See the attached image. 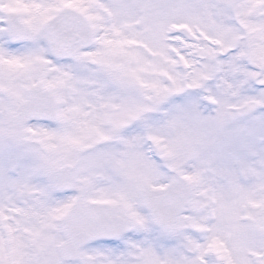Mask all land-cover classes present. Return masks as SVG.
<instances>
[{
    "label": "snow or ice",
    "instance_id": "6c2138e0",
    "mask_svg": "<svg viewBox=\"0 0 264 264\" xmlns=\"http://www.w3.org/2000/svg\"><path fill=\"white\" fill-rule=\"evenodd\" d=\"M0 264H264V0H0Z\"/></svg>",
    "mask_w": 264,
    "mask_h": 264
}]
</instances>
